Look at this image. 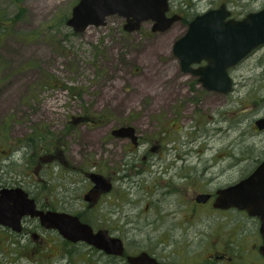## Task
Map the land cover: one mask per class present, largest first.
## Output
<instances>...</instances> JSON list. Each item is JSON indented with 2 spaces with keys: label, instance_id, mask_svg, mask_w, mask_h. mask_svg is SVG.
<instances>
[{
  "label": "rangeland",
  "instance_id": "1",
  "mask_svg": "<svg viewBox=\"0 0 264 264\" xmlns=\"http://www.w3.org/2000/svg\"><path fill=\"white\" fill-rule=\"evenodd\" d=\"M78 1L0 0V187H20L39 206L80 215L96 229L106 227L112 236L114 220L128 215L131 223L117 232L126 254L146 251L170 261L180 255L182 261L194 258L206 240L196 243L195 233L208 229L205 222L165 217L137 186L116 201L110 196L85 209L78 168L97 162L103 175H111L126 149L111 130L132 124L144 140L158 142L162 152L172 150L163 153L168 162L176 153L182 156L185 167L177 169L181 177L176 182L188 189L189 197L194 186L205 190L203 162L227 151L237 137L207 138V120L221 121L229 102L230 107L239 102L258 107L254 117L264 113V46L231 69L234 86L225 98L191 87L196 86L194 78L181 71L172 46L195 14L232 1L240 18L245 9H260L264 0H170L183 21L159 33L151 32L150 22L125 32L117 15L107 17L103 26L74 33L66 21ZM197 116L203 119L198 126L193 120ZM78 117L81 120L73 123ZM246 117L250 135L254 117ZM166 123L175 130L168 137L163 135ZM196 165L199 172H194ZM150 174L161 176L158 170ZM24 223L26 229L35 228L48 247L0 231V264H125L124 258L116 261L87 246L67 247L55 236L42 234L34 220ZM171 224L175 229L164 231Z\"/></svg>",
  "mask_w": 264,
  "mask_h": 264
},
{
  "label": "flooded vegetation",
  "instance_id": "2",
  "mask_svg": "<svg viewBox=\"0 0 264 264\" xmlns=\"http://www.w3.org/2000/svg\"><path fill=\"white\" fill-rule=\"evenodd\" d=\"M231 3L232 1L223 2L216 7H209L206 10L195 14L192 18L208 10L224 7L229 13V18L239 20L249 13L258 12L264 9V5L257 10L246 11L245 9L243 16L239 18L234 15ZM181 4L186 5L184 2ZM168 7L169 12L167 15L171 16L177 14L181 17L179 22H182L183 17L180 13L173 11L174 9L170 0H168ZM151 27L152 25L150 26V30ZM205 65L206 62L202 61L199 64L193 65L192 68H198ZM234 67L235 66L227 70V74L231 79L232 76L230 71ZM193 78L196 86L191 87L201 89L205 93H217V95H221L225 98L232 90L231 89L228 93L208 91L202 87L201 83L198 81V77L193 76ZM233 86L234 83L232 79V88ZM225 105H228L229 107L224 112V115H222L221 121L214 123L212 118L207 120L208 124L211 125L207 128V134L205 133V135L210 139L220 137L221 135L227 137L232 134L237 135V137L229 141L227 151L213 154L207 161L203 162L202 170H205L208 176L206 179L207 187L205 190L194 186V188H192L194 190L193 195L189 197L187 193L188 189L181 185L179 186L180 183L176 182L177 178L181 177L177 169L182 172L185 167V163L182 162V156L177 155L176 153L173 156V159L168 162L163 153H169L172 152V150H163L162 152L161 145L158 142L152 145L149 140H144L142 138L143 135L139 134L132 124H124L118 127L132 126L135 130L136 140L132 141L130 138L119 139L114 137L116 141L125 142L126 149L121 151L120 166L114 165L111 175H103L100 172L97 162H92L89 166L84 164L78 168L80 176H82L80 182H84V190L81 197V203H86L84 208L86 209V207L90 208L91 206L101 204L104 199L110 196L116 201L121 198L124 193H133L137 186V188L143 189L142 191L145 190V193L153 199V202L158 204L160 212L165 217H175L179 221L185 220L194 222L198 220L197 222H205L208 226L207 230H196L195 238L199 239L196 240V243H200V240L204 242L203 238H206V240L202 247L199 246L194 258L189 257V260L182 261V255H180V259L177 261H170L156 258L146 251L141 252H146L162 264H264V231H262L264 226V170H262L258 181L246 182V180L253 177L262 166L264 167V124L260 127L257 124L259 120H264V113L260 114L258 117H254V115L258 114V107L248 105L244 102L237 103L238 106L236 107H230V102ZM246 115L254 117L252 119V132L250 135H248L246 130ZM80 120L81 117H78V119L74 118L72 122L74 123ZM193 120L197 126L199 121H203L199 116ZM165 125L166 129L163 131V135H166L165 137L171 136V132L175 130L171 128L172 126H169V123H166ZM168 126L169 128L167 129ZM249 140H251V143H248ZM221 161L222 163H220ZM178 162H180L181 165H177ZM199 162L200 160H198L197 163L199 164ZM219 164H221V166ZM217 167L219 168L217 169ZM152 170L154 172H157L158 170V173H160L161 176H151L150 173ZM194 172H199L197 165L195 166ZM92 174L103 176L104 179L111 184L110 190L104 192L95 188V184L90 178ZM145 174H147L146 177ZM165 175H167V177L170 175L172 176L167 178ZM145 178L148 179L150 186L144 185L147 181ZM149 179H152V181ZM185 179L187 178L185 177ZM158 180L159 182L157 183ZM191 183L192 186L196 184L194 181H191ZM241 183H243L242 187L237 189L236 186ZM122 185H126L127 187L121 189L120 187H122ZM36 205L38 209L43 211L51 210L77 216L81 222L90 225L93 231L107 230L110 234L106 227L96 229L90 223L83 220L80 215L73 214L69 211L43 208L41 205L39 206L37 202ZM174 205L175 207L173 208ZM148 206L149 203L146 202L145 210L148 209ZM120 218H123L124 220H114V238H119L122 241L124 253L122 256H114V260L117 261L124 258L123 262L128 264L126 262V256L137 255L141 252L137 254H126L124 240L121 237L122 235L119 234L120 232H117L121 231V228L124 229V227L129 226L131 221L127 219L128 215L126 214H122ZM26 219H29V221H36L42 234L47 233L55 236L58 241L62 242L67 247L87 246L83 242L73 244L66 241L56 230L44 229L40 226L39 221L36 218H22L20 232H14L1 225L0 231L7 233L10 237L16 236V238L20 237L22 239H24V237L27 239L30 237L36 241L38 245H41V247L45 246L46 241H44L42 236L36 232L35 228L26 229L24 223ZM203 219H206L207 221H204ZM119 222H124V224L121 225ZM173 224L166 227L164 231L175 229ZM130 229L128 230L130 231ZM46 247L48 246L46 245ZM49 247L52 248V243Z\"/></svg>",
  "mask_w": 264,
  "mask_h": 264
},
{
  "label": "water",
  "instance_id": "3",
  "mask_svg": "<svg viewBox=\"0 0 264 264\" xmlns=\"http://www.w3.org/2000/svg\"><path fill=\"white\" fill-rule=\"evenodd\" d=\"M168 10V0H79L72 8L66 25L74 33H81L89 26H103L107 17L118 15L125 19L122 28L126 32L139 30L141 24L148 21L152 23V32H165L181 19L176 14L167 16ZM263 44L264 9L250 13L241 20H234L229 18L224 7H220L195 16L188 23L186 32L174 42L172 53L178 59L181 71L197 76L204 89L227 93L232 87L227 69ZM202 61L206 62L205 66L192 68V65ZM257 124L260 127L264 120H259ZM111 135L136 140L132 126L112 129ZM262 170L263 166L246 182L258 181ZM90 178L95 188L104 192L110 190L111 184L103 176L92 174ZM243 183L238 184L237 189ZM24 217L38 219L44 229L56 230L71 243L83 242L110 256H122L124 253L122 241L111 236L107 230L95 232L77 216L40 210L34 199L20 187L0 188V225L20 232ZM126 262L162 264L146 252L128 255Z\"/></svg>",
  "mask_w": 264,
  "mask_h": 264
},
{
  "label": "trees",
  "instance_id": "4",
  "mask_svg": "<svg viewBox=\"0 0 264 264\" xmlns=\"http://www.w3.org/2000/svg\"><path fill=\"white\" fill-rule=\"evenodd\" d=\"M110 258H114V257H110Z\"/></svg>",
  "mask_w": 264,
  "mask_h": 264
}]
</instances>
